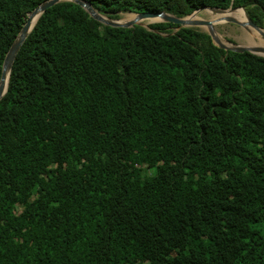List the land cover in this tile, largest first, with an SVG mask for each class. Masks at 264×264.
Wrapping results in <instances>:
<instances>
[{"label": "trees", "instance_id": "1", "mask_svg": "<svg viewBox=\"0 0 264 264\" xmlns=\"http://www.w3.org/2000/svg\"><path fill=\"white\" fill-rule=\"evenodd\" d=\"M0 0V73L26 14ZM100 14L264 0H85ZM47 8L0 99V264H264V57L196 28Z\"/></svg>", "mask_w": 264, "mask_h": 264}, {"label": "water", "instance_id": "2", "mask_svg": "<svg viewBox=\"0 0 264 264\" xmlns=\"http://www.w3.org/2000/svg\"><path fill=\"white\" fill-rule=\"evenodd\" d=\"M60 2H71L82 8L93 20L97 21L98 23L102 24L103 26L111 27V28H133L135 26H140L145 29H148L145 26H142L139 24L137 21L142 20V19H149V18H159L160 21L157 23H169L176 25V30L181 29V28H194V27H205L206 31L205 33L210 37L212 43L224 50V51H230V52H236V53H242V52H248L253 55L261 56L264 57V48L261 47H243L237 44H229L227 45L221 43L218 38L216 37L213 29V21H203V20H194V21H188L186 18L191 17L195 14L197 11H202L204 9H208L214 14H220L224 13L225 11H234L237 9H240L243 11L244 16H245V22H239L233 18L227 17L225 19V22L233 23L236 24L242 28H244L248 33V29H252L256 32H258L260 35H263L262 31L263 29L257 27L255 24L251 22L247 14L242 8H229L226 10L222 9H215V8H202L199 10L194 11L192 14L189 16L183 17V18H178L175 17L171 14L165 13V12H160V13H149V12H144V13H136L134 14L136 17L134 20L131 21H125L123 23H120L118 19H109L108 17H104L102 14H100L98 11H96L92 5L85 1V0H47L37 7H35L32 11L26 14V18L24 20V24L22 25L20 31L18 32L16 38L14 39L13 43L11 44L10 48L8 49L3 63L1 67V73H0V99L4 95L7 87V82H8V76L9 72L11 69V65L15 59V56L20 49L22 43L26 39L27 35L31 31L33 25L35 24L36 20L39 18V16L47 9L52 6H54L57 3ZM122 14V13H120ZM126 14H132V13H126ZM34 23L32 24V22Z\"/></svg>", "mask_w": 264, "mask_h": 264}, {"label": "rangeland", "instance_id": "3", "mask_svg": "<svg viewBox=\"0 0 264 264\" xmlns=\"http://www.w3.org/2000/svg\"><path fill=\"white\" fill-rule=\"evenodd\" d=\"M237 10H240V9H237ZM235 13L239 17H241L242 20L245 22V19L240 14H238L237 12H235ZM102 15L104 17H107L104 14H102ZM128 15L135 16L134 14L122 13V14L118 15L117 19L120 20L119 22H123L121 20L125 19ZM194 15L196 16V18L198 20L211 21V20H214V19L215 20L224 19L223 17H224L225 14H223V15H215L210 10L204 9L202 11L195 12ZM151 24H154V23H151ZM142 26H144V25H142ZM194 28H196V29H198V30H200L202 32L206 31L205 27H194ZM213 29H214V33L216 35H218V37L223 39L224 44H226V45H227V43H229V44H237V45H240V46H243V47H254V45H252V42L255 41V40L254 39H250L248 37V35H249L248 32L244 28H242V27H240V26H238L236 24L225 22V21H220V22L214 23ZM169 30H171L172 32H175L176 28L169 29Z\"/></svg>", "mask_w": 264, "mask_h": 264}, {"label": "bare ground", "instance_id": "4", "mask_svg": "<svg viewBox=\"0 0 264 264\" xmlns=\"http://www.w3.org/2000/svg\"><path fill=\"white\" fill-rule=\"evenodd\" d=\"M235 12H237L238 14H240L244 19H245V16H244V13L242 10H234V11H225L224 13H220V14H215V15H224V19H218V20H211L213 21V23H216V22H220V21H225V19L227 17H230V18H233L239 22H244L242 20L241 17H239ZM136 16H132V15H128L125 19L121 20L123 22L126 21H131V20H134ZM217 17V16H216ZM210 18V17H209ZM188 21H194V20H198L196 18L195 15L191 16V17H188L186 18ZM160 19L159 18H149V19H142V20H138L137 22L141 25H144L145 27L149 26L151 23H156V22H159ZM123 22H120V23H123ZM34 23V21L32 22V24ZM249 31V35L248 37L250 39H254L255 41L252 42V45L256 46V47H261V48H264V31H262L263 35H260L258 32L252 30V29H248ZM216 35V34H215ZM216 37L218 38V40L224 44V41L223 39H221L220 37H218V35H216ZM240 39V38H239ZM238 39V40H239ZM226 45V44H225Z\"/></svg>", "mask_w": 264, "mask_h": 264}]
</instances>
